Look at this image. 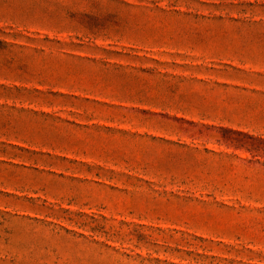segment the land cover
Wrapping results in <instances>:
<instances>
[{
    "label": "rangeland",
    "instance_id": "1",
    "mask_svg": "<svg viewBox=\"0 0 264 264\" xmlns=\"http://www.w3.org/2000/svg\"><path fill=\"white\" fill-rule=\"evenodd\" d=\"M0 264H264V0H0Z\"/></svg>",
    "mask_w": 264,
    "mask_h": 264
}]
</instances>
